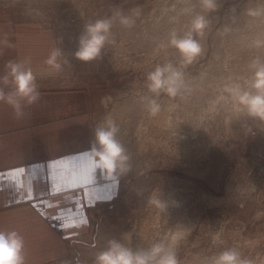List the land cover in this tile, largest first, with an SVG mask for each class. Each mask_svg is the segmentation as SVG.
I'll return each instance as SVG.
<instances>
[{"label":"rangeland","instance_id":"374dc122","mask_svg":"<svg viewBox=\"0 0 264 264\" xmlns=\"http://www.w3.org/2000/svg\"><path fill=\"white\" fill-rule=\"evenodd\" d=\"M212 3L0 0L23 19L54 27L64 74L107 94L95 120L96 141L111 120L127 157L123 170L119 161L113 169L121 183L114 199L92 208L90 228L45 264H97L112 243L133 253L163 245L162 255L174 253L177 264H213L227 251L264 264V120L225 91L249 90L253 61L264 63V0ZM197 17L206 22L203 35L193 32L202 51L184 64L170 41L173 34L183 38ZM125 18L128 24L121 23ZM102 21L111 26L99 54L81 59L88 26ZM168 64L185 82L175 97L149 88V74ZM163 114L168 124L161 126Z\"/></svg>","mask_w":264,"mask_h":264},{"label":"crops","instance_id":"0c3cea01","mask_svg":"<svg viewBox=\"0 0 264 264\" xmlns=\"http://www.w3.org/2000/svg\"><path fill=\"white\" fill-rule=\"evenodd\" d=\"M58 38L54 27L0 4V233H15L18 255L35 264L66 253L90 228L91 209L121 188L96 156L95 120L107 94L64 74ZM53 53L58 69L47 63ZM11 65L31 71V103L17 94Z\"/></svg>","mask_w":264,"mask_h":264},{"label":"clouds","instance_id":"9594fccd","mask_svg":"<svg viewBox=\"0 0 264 264\" xmlns=\"http://www.w3.org/2000/svg\"><path fill=\"white\" fill-rule=\"evenodd\" d=\"M206 8H212L214 5L212 0H204ZM256 15L258 13H251ZM121 23L128 24V19H122ZM110 22H97L95 25H90L87 28V35L81 39V48L77 55L84 60L94 58L99 54L100 48L107 39V34L110 29ZM206 27V22L203 17H197L193 22L192 29L186 33L183 38H177L175 34L170 43L179 49L183 56V63L190 64L195 57L202 51L200 45L193 39V32L203 35V29ZM259 41L257 46H259ZM58 53H53L47 61L48 64L55 68H59L56 63ZM251 68L254 70L253 78L249 84V90H242L239 85L226 88L225 91L231 93L235 104L243 106L252 116L259 117L264 120V63L259 60L253 61ZM11 75L17 85V94L28 99L31 103L36 97L34 93L33 79L30 70H24L20 65H11ZM151 81L149 88L152 92L159 94L161 91L166 92L169 96L175 97L180 90L185 87L183 73L175 69L171 64L163 67H157L153 73L149 74ZM9 102L19 107L12 97H9ZM151 112L156 114L159 111V105L156 102L150 101ZM118 131L117 127L111 120L107 122L106 128L97 130V142L100 145V150L96 151V156L102 167L113 170L117 161H119L123 170L126 156L122 155V148L115 141L114 137ZM21 247L20 240L15 233L5 237L0 233V252L3 253L5 261L19 262L22 258L18 255ZM163 245H154L148 251L133 253L123 246L112 243L107 252L102 253L97 258V264H177L175 255L172 252L164 253ZM213 264H250L247 260H242L236 251H227L222 253Z\"/></svg>","mask_w":264,"mask_h":264},{"label":"bare ground","instance_id":"6f19581e","mask_svg":"<svg viewBox=\"0 0 264 264\" xmlns=\"http://www.w3.org/2000/svg\"><path fill=\"white\" fill-rule=\"evenodd\" d=\"M264 35V34H263ZM158 118V117H157ZM156 118V119H157ZM158 122V124L159 125H167L168 123H167V115L166 114H163L160 118H159V120L157 121ZM175 234V233H174Z\"/></svg>","mask_w":264,"mask_h":264}]
</instances>
